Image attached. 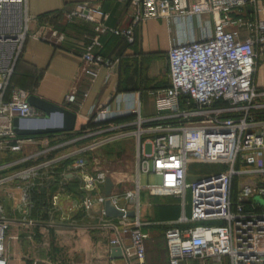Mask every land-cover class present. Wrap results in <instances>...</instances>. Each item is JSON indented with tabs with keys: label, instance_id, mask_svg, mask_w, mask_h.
<instances>
[{
	"label": "built area",
	"instance_id": "built-area-1",
	"mask_svg": "<svg viewBox=\"0 0 264 264\" xmlns=\"http://www.w3.org/2000/svg\"><path fill=\"white\" fill-rule=\"evenodd\" d=\"M27 4L28 0H0L1 159L22 150L23 139L14 131V120L28 122L38 118L37 111L27 103L28 92L11 86L15 65L30 36L32 17ZM132 5L134 12L125 29L109 27V15L88 3L75 4L60 17L67 23L82 21L93 25L95 35L80 55L83 72L92 81L102 67H111L115 62L94 52L95 47L101 48L102 35L123 37L131 44L134 30L150 19L165 20L169 28L174 25L189 33L173 42L167 52L170 84L161 91L162 95L156 96V114L150 118L142 115L138 94L119 95L115 107L100 106L91 112L98 125L91 133L104 135L115 129L114 121L126 117H132V121L122 127L130 125L133 131L92 142L66 156L45 159L56 153L59 147H54L18 161L0 163L1 173L33 162L0 177V187L9 181L29 186L50 167L72 158L75 169L86 171L82 190L89 194L83 198L82 207L110 220L109 247L120 248L126 264H145L147 234L138 216L141 191L176 197L183 211L188 206L189 215L183 212L179 224L216 223L168 228L164 233L168 264L220 257H228L230 264H264V121L254 118L257 111L264 110V103L257 102L264 98V90L259 91L254 84L257 56L264 47V0H133ZM193 19L198 20L197 27L202 32L198 40L192 35ZM50 34L56 41L64 40L55 30ZM180 101L184 109H179ZM66 103L73 110L80 108L75 93L66 96ZM145 135L150 137L141 142ZM127 136L137 140L133 188L123 192L122 205L113 192L109 197L100 193L91 196L105 187L107 176L95 167V162L82 156ZM146 142L151 146L149 153L145 151ZM192 165L220 169L194 175L187 181ZM141 175H154L157 183L142 188ZM257 196L263 199L262 205L256 203ZM106 200L119 211H133L134 217H105ZM21 201L31 206L28 189L22 192ZM8 228V222L0 215V264L8 261Z\"/></svg>",
	"mask_w": 264,
	"mask_h": 264
},
{
	"label": "crops",
	"instance_id": "crops-1",
	"mask_svg": "<svg viewBox=\"0 0 264 264\" xmlns=\"http://www.w3.org/2000/svg\"><path fill=\"white\" fill-rule=\"evenodd\" d=\"M132 1L28 0V13L32 17L30 36L15 65L11 86L28 92L29 96H36L75 113L76 119L74 129L71 132L21 137L23 139L22 150L0 158L1 164L18 161L27 155L54 147H59L56 153L53 152L45 159L52 156H66L92 142H98L122 132L130 133L134 128L130 125L126 127H122V125L130 124L132 117L114 121L112 124L115 129L104 135L96 136L91 133L98 127L91 118V112L100 106L115 107L116 97L119 95L138 94L141 106L142 96L146 95L151 106L145 111L142 108V115L145 118H150L156 114V96L158 93L162 95L161 91L169 87L170 84L167 52L173 42L178 41L188 32H181L174 25L169 28L165 20L150 19L141 23L134 30V41L131 44L123 37L102 35L100 37L101 48L95 47L94 52L104 59L115 62L111 67H102L97 77L92 81L83 72L84 65L80 60V55L95 35L93 26L82 21L67 23L60 17L62 13L70 11L75 4L88 3L99 6L102 11L109 15L107 21L109 27L125 29L129 26L134 12ZM81 24L85 25L79 26ZM192 26V35L196 40L200 39L202 32L197 27V19L192 20ZM52 30L61 34L64 40L59 42L51 37L50 31ZM209 31L212 32V25H210ZM165 36L167 37L166 44L164 43ZM242 37H245L244 33ZM159 40L162 41L161 46L158 45ZM260 53L264 55V47ZM258 73H260L259 80L257 78ZM254 84L259 91L264 90V61L259 64L256 63ZM71 93H75L76 100L80 104L78 110H73L66 103V96ZM257 102L264 103V98L258 99ZM178 107L179 109L185 108L183 101L179 102ZM36 111L38 113L37 120L28 121L24 126L42 124L38 119L44 115L39 110ZM254 118L257 122L264 121V110L257 111ZM149 137L143 136L141 142L146 141ZM130 141L133 142L135 161L137 140L132 136L119 138L99 146L82 157L95 163H98V159L101 157L115 159L129 153L128 146L130 143L128 142ZM73 162L74 159L69 158L54 167H50L39 178L33 180L29 186L18 181L6 182L0 187V204L8 206L11 203L20 202V196L25 189H28L32 207L40 200L49 202L56 200V203H64V201L71 202L77 199L81 202L89 194L82 192V176L86 171L75 169L72 166ZM32 163L31 161L5 170L0 173V177H7L14 171ZM106 176L111 179L112 191L115 192L117 186L115 180H118L119 174L114 172L109 173V175L106 174ZM123 177L128 178V175ZM130 178L133 181L134 168ZM70 187H79V192L78 190H71ZM81 192L85 193V196ZM75 193L81 194L74 195ZM98 193L104 195V188H101L97 193H91V196H96ZM183 212L185 216H188L189 207L187 206L183 211L180 200L176 197H159L148 194L146 191L140 192L138 216L143 224V232L147 234L145 264H168L164 239V233L168 228L216 224L211 222L179 224L178 220ZM91 213L96 215L95 212ZM37 217L41 218V216ZM180 264H230V261L228 257H220L189 260Z\"/></svg>",
	"mask_w": 264,
	"mask_h": 264
},
{
	"label": "rangeland",
	"instance_id": "rangeland-1",
	"mask_svg": "<svg viewBox=\"0 0 264 264\" xmlns=\"http://www.w3.org/2000/svg\"><path fill=\"white\" fill-rule=\"evenodd\" d=\"M83 25L85 24L79 26ZM166 42L167 37L165 36L164 43L166 44ZM158 45H162L161 40H159ZM257 59L258 64L263 62L264 55L259 53ZM257 78L260 79V73H258ZM150 104L148 97L143 95V110L150 108ZM128 143H130L128 154L115 159L101 157L95 166L107 175L114 172L119 174L118 180H115L117 183L115 192L111 191V193L117 194L121 205L123 192L133 188V181L130 176L133 175L134 168V146L132 141ZM150 150V144L146 143L145 151L149 153ZM219 169V167L211 165L192 168L196 174H202L206 171L216 172ZM127 175L128 178L123 177ZM192 179L193 174H190L187 181ZM140 183L142 188L147 185H155L156 178L154 175H142ZM70 188L79 192V187ZM82 192L84 191L82 190ZM146 193L150 194L148 191ZM82 194L85 196V193ZM74 200L76 201H64V203H56V200L55 202L40 200L32 207L21 201L20 196L18 203H11L8 206L0 204L3 210L0 215L8 222L9 227L6 239L7 264H33L37 261H48L56 264H126L124 259H110L109 242L112 239V234L107 228L110 220L85 211L81 205L82 201ZM189 201L190 193L188 192L187 203ZM255 201L260 205L263 203V199L259 196L255 198ZM37 216H41V218Z\"/></svg>",
	"mask_w": 264,
	"mask_h": 264
},
{
	"label": "water",
	"instance_id": "water-1",
	"mask_svg": "<svg viewBox=\"0 0 264 264\" xmlns=\"http://www.w3.org/2000/svg\"><path fill=\"white\" fill-rule=\"evenodd\" d=\"M27 103L30 107L39 110L43 113V117L38 119L42 124L24 126L26 122H22L19 119H15L13 122L14 131L18 136H38V135H48L56 133H66L71 132L74 129L76 115L75 113L66 110L57 105L51 104L44 101L36 96L30 95L27 99ZM55 119V120H54ZM54 120V122H53ZM113 188V183L110 178L105 180L104 195L109 197ZM104 215L107 218H121L128 217L133 218L134 212L128 211L123 212L117 210L112 206L109 200L104 203ZM110 259L121 260L123 259L120 248L111 247L110 248Z\"/></svg>",
	"mask_w": 264,
	"mask_h": 264
},
{
	"label": "trees",
	"instance_id": "trees-1",
	"mask_svg": "<svg viewBox=\"0 0 264 264\" xmlns=\"http://www.w3.org/2000/svg\"><path fill=\"white\" fill-rule=\"evenodd\" d=\"M195 166H197V165H192V166H191V169L189 168L190 170H188V174L202 175V174L211 173V172L206 171V172H204V173H202V174H196V173H194L193 170H192V168L195 167ZM235 189H236V181H234V183H233V194L235 193Z\"/></svg>",
	"mask_w": 264,
	"mask_h": 264
}]
</instances>
